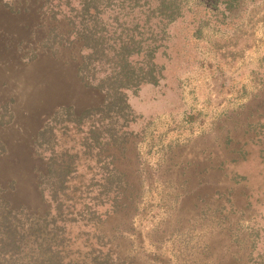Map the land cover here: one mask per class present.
I'll return each instance as SVG.
<instances>
[{
    "label": "rangeland",
    "instance_id": "obj_1",
    "mask_svg": "<svg viewBox=\"0 0 264 264\" xmlns=\"http://www.w3.org/2000/svg\"><path fill=\"white\" fill-rule=\"evenodd\" d=\"M29 8L11 14L0 2V118L9 120L0 125V188L12 207L42 213L34 136L57 107L79 112L101 95L84 87L66 52L53 57L38 47ZM237 11L244 31L237 42L230 31L205 27L190 41L201 11L170 26L176 44L169 61L161 58L165 78L128 94L138 116L133 131L143 134L118 166L134 197L102 226L108 248L126 264H257L264 257L262 146L246 133L264 114V0H243ZM19 43L35 50L32 62H23L30 54L17 53ZM239 148L245 159L236 157Z\"/></svg>",
    "mask_w": 264,
    "mask_h": 264
},
{
    "label": "trees",
    "instance_id": "obj_2",
    "mask_svg": "<svg viewBox=\"0 0 264 264\" xmlns=\"http://www.w3.org/2000/svg\"><path fill=\"white\" fill-rule=\"evenodd\" d=\"M242 1L193 0L188 6L189 0H0L11 14L34 7L38 47L53 57L66 52L84 87L101 95L99 104L79 112L57 107L34 136V155L42 162L36 187L44 212L12 207L0 188V264H126L108 248L112 240L102 226L134 197L127 172L118 166L131 140L143 134L133 131L138 116L128 94L156 87L165 78L161 58L169 61L176 44L169 27L186 14L196 19L202 14L190 41L204 27L230 31L233 42L241 39L244 31L236 22ZM23 46L18 44L17 53L25 58L27 50L30 56L23 62L30 63L36 52ZM3 120L0 125L9 122ZM263 120L264 114L254 130L253 124L246 129L249 139L262 146V163ZM236 151L238 159L248 155L243 148ZM257 264H264V257Z\"/></svg>",
    "mask_w": 264,
    "mask_h": 264
}]
</instances>
